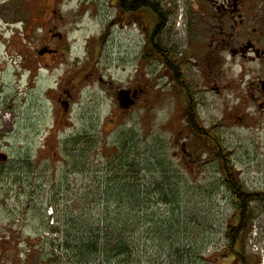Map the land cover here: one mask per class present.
Wrapping results in <instances>:
<instances>
[{
	"label": "rangeland",
	"instance_id": "rangeland-1",
	"mask_svg": "<svg viewBox=\"0 0 264 264\" xmlns=\"http://www.w3.org/2000/svg\"><path fill=\"white\" fill-rule=\"evenodd\" d=\"M157 1L169 17L156 41L175 54L186 37L194 47L203 41L193 12L200 0ZM263 6L264 0H253L258 16ZM155 24L150 11L135 19L133 12L119 11L117 0H0V114L13 120L2 129L0 119V157H7L0 158V264L55 259L52 264H71L70 255L57 246L91 237V228L103 230L88 217L96 178L112 172L110 164L120 155L115 147L133 141L146 158L147 152L167 149L168 174L180 208L184 213L187 206L190 216L188 223L180 220L181 232L206 239V255L224 248L233 199L219 161L207 156L184 119L183 87L168 76L162 61L147 58ZM45 47L56 53L40 55ZM252 69L254 78L262 75L258 64ZM183 71L182 80L195 89L197 65L192 62ZM133 89H142V96L132 107H121L119 91ZM236 94L203 92L200 123L230 150L245 186L264 191V114H249L248 124H238L228 106ZM80 136L90 143L68 144ZM117 182L126 184L120 177ZM53 201L58 211L50 216ZM253 206L262 226L255 243L262 250L264 203Z\"/></svg>",
	"mask_w": 264,
	"mask_h": 264
},
{
	"label": "trees",
	"instance_id": "trees-1",
	"mask_svg": "<svg viewBox=\"0 0 264 264\" xmlns=\"http://www.w3.org/2000/svg\"><path fill=\"white\" fill-rule=\"evenodd\" d=\"M117 2L121 12L141 9L154 15L157 29L149 41L150 51L147 58L158 56L164 59L163 64L167 61L177 67L176 80L181 82L180 86L184 85L186 81L182 80L175 52L155 40L157 34L160 36L166 28L169 17L161 3L156 0ZM184 119L192 134L205 146L207 156L219 161L223 182L233 199L234 213L232 219L227 221L226 244L222 251L206 255L205 251L210 244L206 239L193 240L185 229L181 232L184 225H181L180 220L184 217L188 223L190 216L185 215L187 206L184 213L180 208V194L174 188V179L168 174L172 164L169 162L167 149H161L159 154L155 151L150 154L147 152L149 158H146L143 155L146 152L142 153L139 144L133 141L115 147L120 155L110 164L112 172L105 179L96 178L95 206L89 210L88 217L103 230L91 228V237L67 240L57 246L61 253L70 255L71 264L261 263L260 256L249 252L247 237L256 216L253 204L264 203V191L250 190L245 186L232 162L230 150L214 132L204 129L193 104L185 111ZM83 140L90 143V139L85 136L67 142L78 146ZM77 152L85 153V150L77 149ZM132 153L136 156L132 157ZM140 154L143 157L140 158ZM156 171L160 175L158 180ZM143 172L145 174L142 175ZM119 177L125 179L124 186L117 185L120 184L117 182ZM103 189L104 192L100 193ZM102 201H105L103 208ZM57 207L53 201V216L58 211Z\"/></svg>",
	"mask_w": 264,
	"mask_h": 264
},
{
	"label": "flooded vegetation",
	"instance_id": "flooded-vegetation-1",
	"mask_svg": "<svg viewBox=\"0 0 264 264\" xmlns=\"http://www.w3.org/2000/svg\"><path fill=\"white\" fill-rule=\"evenodd\" d=\"M252 7L253 0H200L194 5L193 12L196 13L195 17L199 18L203 41L194 47L186 37V53H182L183 48L179 54H175L182 74L184 66L193 62L197 65L200 77V83H197L195 89L188 83L181 85L185 96V108H190L193 104L198 110L203 105V92L222 97L225 91L230 90L238 93L234 95L237 96L234 102L228 105L234 112L238 124H248L249 114H264V10L261 16H258ZM141 11L138 9L133 12L135 19L139 17ZM189 22L188 20L187 26ZM155 30L153 32L151 29L150 33L154 34ZM163 32L164 30L160 36ZM201 46L203 47L200 50ZM197 50L201 51V55ZM55 53L53 50L52 53L45 55ZM164 64L166 73L177 84V67L167 61ZM254 64H258L262 72V75L256 78L253 76ZM231 71L234 72L232 76ZM142 94L143 90L139 89L136 102ZM239 112L242 114L239 115Z\"/></svg>",
	"mask_w": 264,
	"mask_h": 264
},
{
	"label": "water",
	"instance_id": "water-1",
	"mask_svg": "<svg viewBox=\"0 0 264 264\" xmlns=\"http://www.w3.org/2000/svg\"><path fill=\"white\" fill-rule=\"evenodd\" d=\"M58 37L61 38L62 35L58 34ZM40 55H44L46 53H52V50L45 47L39 51ZM139 91L135 90L131 96V90H121L118 93V100L120 102L121 107L128 109L135 104V99L138 96ZM2 159H6V156H1Z\"/></svg>",
	"mask_w": 264,
	"mask_h": 264
},
{
	"label": "built area",
	"instance_id": "built-area-1",
	"mask_svg": "<svg viewBox=\"0 0 264 264\" xmlns=\"http://www.w3.org/2000/svg\"><path fill=\"white\" fill-rule=\"evenodd\" d=\"M258 235H260V231H259V223H255L253 230L250 234V238H249V247L251 249L252 252L257 253L262 255L263 259H264V249H260L259 246L256 245L255 240L257 239ZM264 264V263H263Z\"/></svg>",
	"mask_w": 264,
	"mask_h": 264
},
{
	"label": "bare ground",
	"instance_id": "bare-ground-1",
	"mask_svg": "<svg viewBox=\"0 0 264 264\" xmlns=\"http://www.w3.org/2000/svg\"><path fill=\"white\" fill-rule=\"evenodd\" d=\"M0 119L3 121V128L2 129H6L7 125H9L10 123L13 122L12 117L8 118V117H3V115L0 114Z\"/></svg>",
	"mask_w": 264,
	"mask_h": 264
}]
</instances>
